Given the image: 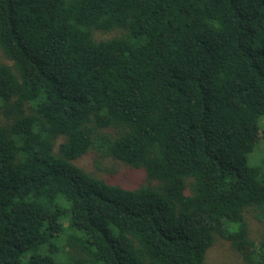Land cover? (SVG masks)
Segmentation results:
<instances>
[{
	"label": "trees",
	"instance_id": "trees-1",
	"mask_svg": "<svg viewBox=\"0 0 264 264\" xmlns=\"http://www.w3.org/2000/svg\"><path fill=\"white\" fill-rule=\"evenodd\" d=\"M0 48V264H264V0H0Z\"/></svg>",
	"mask_w": 264,
	"mask_h": 264
},
{
	"label": "rangeland",
	"instance_id": "rangeland-1",
	"mask_svg": "<svg viewBox=\"0 0 264 264\" xmlns=\"http://www.w3.org/2000/svg\"><path fill=\"white\" fill-rule=\"evenodd\" d=\"M98 37H105V34L98 33ZM0 62L10 63L0 48ZM261 137L257 141L259 151L254 148L248 157L251 165H261L264 163V117L261 119ZM75 163L84 170L96 177L108 182L117 183L124 187L134 188L147 182L143 169L130 167L118 160L109 157H96L88 153L78 158ZM250 215H247V219ZM255 221H251V227L255 233L257 229ZM207 261L209 264H242L241 258L231 248L230 243L225 239L219 238L215 244L208 250Z\"/></svg>",
	"mask_w": 264,
	"mask_h": 264
}]
</instances>
